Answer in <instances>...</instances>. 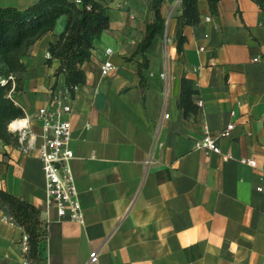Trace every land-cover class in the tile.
<instances>
[{"label": "crops", "instance_id": "obj_1", "mask_svg": "<svg viewBox=\"0 0 264 264\" xmlns=\"http://www.w3.org/2000/svg\"><path fill=\"white\" fill-rule=\"evenodd\" d=\"M36 1L0 0V7ZM95 1L107 8L108 28L81 66L86 79L68 117L83 222L59 218L48 203L38 153L37 110L47 106V89L64 80L47 46L59 39L65 15L20 57L22 88L9 93L24 116L8 131L27 128L33 143L23 152L18 141L0 139V188L40 208L47 239L32 264H264V10L252 0H220L212 15L207 0H198L201 21L183 27L178 53L181 8L164 0V34L133 55L153 21L152 0ZM106 47L114 69L102 77ZM143 56L144 91L137 72ZM183 75L198 90L194 102L202 100L187 117L176 104ZM229 123L231 135L221 137ZM205 131L229 159L195 148ZM242 157L256 165L240 163ZM4 215L0 209V264H24V231Z\"/></svg>", "mask_w": 264, "mask_h": 264}, {"label": "trees", "instance_id": "obj_2", "mask_svg": "<svg viewBox=\"0 0 264 264\" xmlns=\"http://www.w3.org/2000/svg\"><path fill=\"white\" fill-rule=\"evenodd\" d=\"M163 1H151L154 18L147 24L133 55H143L152 40L164 34L165 19L161 14ZM197 1L180 2L181 11L176 15L175 29L178 53L182 52L186 41L182 33L183 27L196 26L201 21ZM219 1L207 0L212 15L218 14ZM252 1L264 10V0ZM61 15L66 16L65 28L56 42L48 44L47 51L49 59L59 61L56 74H63L65 85L74 93V87L85 82L86 76L81 66L90 60L94 40L108 28L107 8L95 0H82L81 6L76 5L74 0H37L24 9L0 7V78H7L9 75L14 78L13 87L11 80L0 83V139L4 142H17V134L8 131V124L24 116L23 110L9 97L10 91L22 88L25 66L20 57L28 52L36 39L53 29L56 19ZM147 67L148 60L143 56L137 65L142 91L146 87L144 70ZM197 93L194 81L183 75L176 104L185 117L197 113L198 106L194 102ZM0 209L27 235V251L23 253V257L29 264L41 259L47 230L40 218V208L0 188Z\"/></svg>", "mask_w": 264, "mask_h": 264}, {"label": "built area", "instance_id": "obj_3", "mask_svg": "<svg viewBox=\"0 0 264 264\" xmlns=\"http://www.w3.org/2000/svg\"><path fill=\"white\" fill-rule=\"evenodd\" d=\"M78 6L82 5V0H74ZM181 0H175L176 5H180ZM93 49V48H92ZM112 49L106 47L103 50V59L98 63V72L100 76L105 77L114 69V64L110 59ZM49 57V53L46 54ZM256 61L257 58H254ZM165 73H161L160 77L165 78ZM8 80L12 81L14 86L13 75L7 78H0V83L3 84ZM77 86L74 87V92ZM48 103L47 106L40 107L37 110V116L42 122L41 127V142L38 146L39 158L42 165L44 175L45 193L48 203L56 210L59 218H68L72 221L83 222V211L81 203L77 196V191L74 182V176L70 167V160L73 158V152L69 147L71 138V122L69 115L72 112V97L69 87L64 83V80H59L57 83L47 89ZM195 103L198 107L202 106V100L197 98ZM168 118V114H164ZM234 128V123H229L225 129L220 132L221 137H228ZM31 133L27 128L20 127L17 131V141L20 149L26 152L32 145L30 138ZM196 149H202L209 153L221 155L223 159H229V153H222L216 138L208 131H205L201 139L195 141ZM240 163L254 167L256 162L252 158L242 157ZM258 191H262L261 187H257ZM4 219L10 220L4 215ZM20 250L22 255L27 251V235L24 233L20 242ZM96 252L90 253V262H94ZM24 264H29L24 258Z\"/></svg>", "mask_w": 264, "mask_h": 264}]
</instances>
